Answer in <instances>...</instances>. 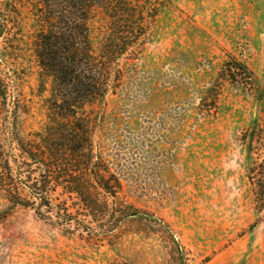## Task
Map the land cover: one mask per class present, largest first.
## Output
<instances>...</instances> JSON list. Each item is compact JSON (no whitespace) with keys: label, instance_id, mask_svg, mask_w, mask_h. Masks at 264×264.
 I'll return each instance as SVG.
<instances>
[{"label":"rangeland","instance_id":"374dc122","mask_svg":"<svg viewBox=\"0 0 264 264\" xmlns=\"http://www.w3.org/2000/svg\"><path fill=\"white\" fill-rule=\"evenodd\" d=\"M159 2L143 48L118 61L115 91L78 113L120 183L117 199L100 192L85 213L50 184L67 212L37 211V201L13 209L0 224V264H264L252 180L264 161V0ZM39 9L0 0V170L20 143L43 147L73 122L52 112V82L37 64ZM87 23L98 54L109 20L95 9ZM127 206L138 216L124 217Z\"/></svg>","mask_w":264,"mask_h":264},{"label":"trees","instance_id":"16d2710c","mask_svg":"<svg viewBox=\"0 0 264 264\" xmlns=\"http://www.w3.org/2000/svg\"><path fill=\"white\" fill-rule=\"evenodd\" d=\"M31 1L40 6V17L47 25L37 35L35 57L39 68L52 82V112L73 122L69 131L59 126L57 138L43 147L20 143L17 148L20 157L14 156L12 163L4 162L0 189L7 206L0 212V224L16 207H31L35 201L37 211L44 209L45 213L58 215L67 212L59 208L60 203H53L57 199L50 196V184L75 196L85 213L94 212L101 204L100 192L117 199L120 183L93 152L90 123L78 113L86 105L102 103L115 91L121 79L118 61L133 60L143 48L162 6L159 0ZM95 9L101 10L109 20L108 34L98 54L93 53L87 23ZM237 67L252 79V73L245 66ZM6 97L7 86L0 78V98ZM259 167L262 174L252 180L256 181L254 193L257 207L261 208L264 206V161ZM23 191L31 201L23 197ZM125 209L124 217L138 216L139 212L131 206ZM157 222L170 231L164 222Z\"/></svg>","mask_w":264,"mask_h":264}]
</instances>
